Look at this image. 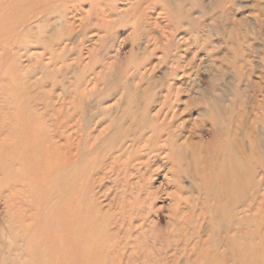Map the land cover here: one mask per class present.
Returning a JSON list of instances; mask_svg holds the SVG:
<instances>
[{"label": "rangeland", "instance_id": "obj_1", "mask_svg": "<svg viewBox=\"0 0 264 264\" xmlns=\"http://www.w3.org/2000/svg\"><path fill=\"white\" fill-rule=\"evenodd\" d=\"M0 264H264V0H0Z\"/></svg>", "mask_w": 264, "mask_h": 264}]
</instances>
